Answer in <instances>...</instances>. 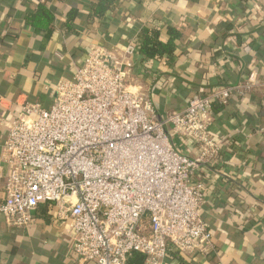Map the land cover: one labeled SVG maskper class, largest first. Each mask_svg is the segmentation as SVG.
Segmentation results:
<instances>
[{"label":"crops","instance_id":"crops-1","mask_svg":"<svg viewBox=\"0 0 264 264\" xmlns=\"http://www.w3.org/2000/svg\"><path fill=\"white\" fill-rule=\"evenodd\" d=\"M101 1L0 0V204L8 125L25 103L49 108L55 85L72 78L93 46L122 56L145 31H159L163 42L168 27L180 34L172 59L143 61L135 55L128 69V89L147 98L159 119L250 73L264 83V0H111L113 6L98 18L92 6ZM40 5L53 16L45 30L26 20ZM261 129L264 87L213 108L209 134L219 153L213 163L201 164L195 177L206 185L201 217L212 248L181 254L192 264H264ZM178 148L187 157L199 155L196 146ZM0 264H76L67 224L45 204L27 227L9 226L0 217ZM164 264L179 263L168 256Z\"/></svg>","mask_w":264,"mask_h":264},{"label":"built area","instance_id":"built-area-1","mask_svg":"<svg viewBox=\"0 0 264 264\" xmlns=\"http://www.w3.org/2000/svg\"><path fill=\"white\" fill-rule=\"evenodd\" d=\"M135 55L149 60L136 45L122 56L91 47L72 78L55 85L49 108L25 103L7 127L0 217L23 228L39 205H50L67 224L76 264H126L133 253L164 264L169 252L208 253L206 185L195 177L219 153L209 134L212 110L264 87L250 73L159 119L126 85ZM191 145L196 158L178 148Z\"/></svg>","mask_w":264,"mask_h":264},{"label":"trees","instance_id":"trees-1","mask_svg":"<svg viewBox=\"0 0 264 264\" xmlns=\"http://www.w3.org/2000/svg\"><path fill=\"white\" fill-rule=\"evenodd\" d=\"M112 6L111 0H103L93 4L92 8L95 16L101 18L104 12L109 10ZM26 20L30 26L45 30L53 20V16L44 5H40L38 10L35 13L30 14ZM166 34L167 38L165 42L161 41V35L157 30L145 31L139 35L135 41L139 54L150 60L164 59L168 61L172 59L177 52V40L180 38V34L171 27L167 28ZM168 256L177 260L179 264H192L179 253L169 252ZM126 264H144V256L133 253L128 258Z\"/></svg>","mask_w":264,"mask_h":264}]
</instances>
